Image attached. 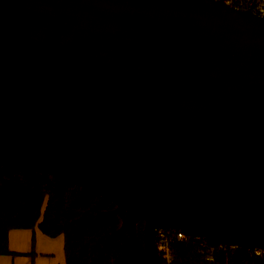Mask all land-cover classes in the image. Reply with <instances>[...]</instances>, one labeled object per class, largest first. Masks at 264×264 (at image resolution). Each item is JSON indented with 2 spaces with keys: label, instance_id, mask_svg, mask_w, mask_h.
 <instances>
[{
  "label": "water",
  "instance_id": "1",
  "mask_svg": "<svg viewBox=\"0 0 264 264\" xmlns=\"http://www.w3.org/2000/svg\"><path fill=\"white\" fill-rule=\"evenodd\" d=\"M156 229L264 245V15L225 0H0L1 165Z\"/></svg>",
  "mask_w": 264,
  "mask_h": 264
},
{
  "label": "trees",
  "instance_id": "2",
  "mask_svg": "<svg viewBox=\"0 0 264 264\" xmlns=\"http://www.w3.org/2000/svg\"><path fill=\"white\" fill-rule=\"evenodd\" d=\"M0 176V254L14 253L8 247L11 228L39 229L50 236L63 235L66 264H146L144 220L125 210V224L113 211L108 196L78 183L37 169L2 164ZM206 243L217 244L203 236ZM168 264H208L200 240L173 239ZM219 264H264V258L237 246L216 247ZM161 264H165L160 253Z\"/></svg>",
  "mask_w": 264,
  "mask_h": 264
},
{
  "label": "crops",
  "instance_id": "3",
  "mask_svg": "<svg viewBox=\"0 0 264 264\" xmlns=\"http://www.w3.org/2000/svg\"><path fill=\"white\" fill-rule=\"evenodd\" d=\"M7 240L14 253L0 254V264H66L62 234L50 236L38 226L11 228Z\"/></svg>",
  "mask_w": 264,
  "mask_h": 264
},
{
  "label": "built area",
  "instance_id": "4",
  "mask_svg": "<svg viewBox=\"0 0 264 264\" xmlns=\"http://www.w3.org/2000/svg\"><path fill=\"white\" fill-rule=\"evenodd\" d=\"M227 3L233 4L238 7L242 8H249L251 7L256 13L264 15V0H225ZM204 235L198 234V233H190V232H184L180 229L169 227H158L156 229V247L157 250L160 253L163 254L165 264H168V262L171 260L172 254H171V248L170 244L173 239H196L200 240L201 243L204 245L205 250L207 251L206 259L208 261V264H219L216 262L214 257V250L216 247L219 248H226L231 247L235 248L239 246L238 244H229L225 243L223 241H218V243L215 244H207L206 240L203 238ZM250 251L255 256L264 258V245H258L255 246L252 249H246Z\"/></svg>",
  "mask_w": 264,
  "mask_h": 264
}]
</instances>
